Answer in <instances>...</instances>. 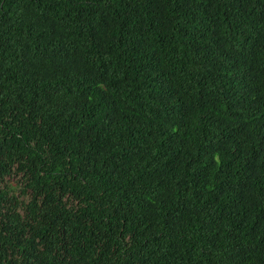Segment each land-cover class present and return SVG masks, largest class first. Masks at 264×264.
I'll use <instances>...</instances> for the list:
<instances>
[{
	"label": "trees",
	"instance_id": "trees-1",
	"mask_svg": "<svg viewBox=\"0 0 264 264\" xmlns=\"http://www.w3.org/2000/svg\"><path fill=\"white\" fill-rule=\"evenodd\" d=\"M0 264H264V0H0Z\"/></svg>",
	"mask_w": 264,
	"mask_h": 264
},
{
	"label": "rangeland",
	"instance_id": "rangeland-1",
	"mask_svg": "<svg viewBox=\"0 0 264 264\" xmlns=\"http://www.w3.org/2000/svg\"><path fill=\"white\" fill-rule=\"evenodd\" d=\"M7 184L11 188L12 193L18 197V200L22 199L24 202L26 201L27 197L20 195L19 191L22 187L18 177L10 178Z\"/></svg>",
	"mask_w": 264,
	"mask_h": 264
}]
</instances>
